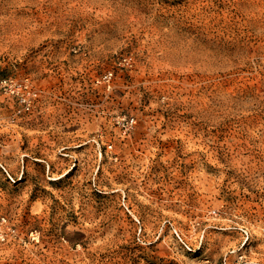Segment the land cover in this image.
Masks as SVG:
<instances>
[{
    "label": "rangeland",
    "instance_id": "374dc122",
    "mask_svg": "<svg viewBox=\"0 0 264 264\" xmlns=\"http://www.w3.org/2000/svg\"><path fill=\"white\" fill-rule=\"evenodd\" d=\"M3 78L0 264H264V0H0Z\"/></svg>",
    "mask_w": 264,
    "mask_h": 264
},
{
    "label": "built area",
    "instance_id": "2783aa9c",
    "mask_svg": "<svg viewBox=\"0 0 264 264\" xmlns=\"http://www.w3.org/2000/svg\"><path fill=\"white\" fill-rule=\"evenodd\" d=\"M111 76V72H108L104 75L105 78H109ZM0 88L3 89L5 92L13 95L16 97L20 109L19 112L29 111L33 104V96L35 93L30 89V85L27 79L22 81H17L12 78H3L0 79ZM134 118L130 119V122H133ZM177 235H179L177 233ZM180 239H182L179 236Z\"/></svg>",
    "mask_w": 264,
    "mask_h": 264
}]
</instances>
